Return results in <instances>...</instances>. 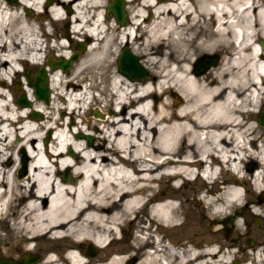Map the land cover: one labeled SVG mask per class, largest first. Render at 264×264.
Listing matches in <instances>:
<instances>
[{"label":"bare ground","instance_id":"6f19581e","mask_svg":"<svg viewBox=\"0 0 264 264\" xmlns=\"http://www.w3.org/2000/svg\"><path fill=\"white\" fill-rule=\"evenodd\" d=\"M12 1L16 8L0 0V222L25 243L23 254L43 240L44 257L33 264H230L235 253L222 249L233 243H194L185 232L179 239L171 234L184 224L178 189L199 178L196 169L211 187L199 186L194 200L218 218L241 217L233 205L243 203L246 191L264 193V136L256 125V109L264 106V50L254 41L264 40V0H123L126 26L106 15L107 0ZM42 12L50 23L38 19ZM65 20L71 27L63 38L90 41L68 74L42 59L49 47L67 58L66 40L57 36L48 46L50 27ZM119 46L137 57L145 79L114 70ZM213 55L214 64L194 71ZM25 63L44 68L47 103L34 98L26 80L30 106L16 103L7 83ZM91 104L98 106L94 133H86ZM32 111L44 118L34 119ZM42 131H49V144L39 145ZM79 134L93 141L75 139ZM19 149L29 160L15 178ZM219 161L229 170L217 172ZM244 162L254 168L244 169ZM65 169L67 180L60 175ZM161 183L169 193L160 196ZM249 205L254 214L264 213V201ZM129 226L135 232H124ZM235 232L247 234L239 222ZM55 241L65 243L63 255L50 248ZM113 242L117 247L108 250ZM87 243L106 256L86 255ZM260 244L247 264H264Z\"/></svg>","mask_w":264,"mask_h":264},{"label":"rangeland","instance_id":"374dc122","mask_svg":"<svg viewBox=\"0 0 264 264\" xmlns=\"http://www.w3.org/2000/svg\"><path fill=\"white\" fill-rule=\"evenodd\" d=\"M109 0H107L108 2ZM13 7H17L16 4L12 3L11 4ZM107 5V3H106ZM19 14H22L23 16L27 14V12L29 13V16L34 17V13L31 12L30 10H20L19 8L17 9ZM125 12V11H124ZM130 9H128L127 13L129 14ZM126 13V12H125ZM38 19L41 21H44L45 23H50L51 22V18L49 17L48 12H42L40 13V16H38ZM71 27V23L67 20L62 21L60 23H54L51 27L50 30L52 32V37L50 39V42L48 43V46H52L54 43L52 41L56 40L57 36L61 37V41L66 40L67 44H69L68 49L66 51H68V56L67 58H69L74 52V45L76 41H81V42H86L87 45L88 43H90V41H87L86 38L83 37H78V36H74L72 35L71 38H63L65 36V34L67 33L68 29H70ZM41 33V31H39V34ZM44 40V38L42 39ZM48 42V39H47ZM121 49V46L116 48V53L114 55V59H115V69L114 70H118L117 69V65H116V57L117 54L119 52V50ZM84 51V50H83ZM81 52L80 56L81 58L84 56L85 52ZM58 54V52L50 50V47L47 48L46 53L43 54V61L46 63L47 58L49 57L50 60H54L57 59L58 57L56 56ZM79 56V57H80ZM50 57H53L52 59ZM66 58V59H67ZM139 61V60H138ZM74 62V61H73ZM72 62V63H73ZM30 64H23L21 65L22 67V71L24 73L26 68H29ZM70 69V68H69ZM68 69V70H69ZM37 68L35 67H30L29 68V76L32 77L34 75V73L36 72ZM66 70V74L70 73V71ZM23 73H19L16 74L12 77V81H8V88H11L13 94L17 97L21 92L24 93L23 87H24V83L25 82V77L23 76ZM16 81H19L21 84L19 86L18 90H15V84ZM90 84V82H85L83 85L84 86H88ZM91 87H93V85H91ZM90 91L92 92L91 94L95 95L97 89L91 88ZM98 93V92H97ZM25 94V93H24ZM49 95H51V91L49 90ZM173 98H176L175 96ZM97 105H90V108L87 109L84 112V117L87 119V124H90V127L86 126V133H94V129H92V125L95 123V118H93L92 116V112L93 111H97ZM106 109H103V112L105 114H107L109 112V107H105ZM112 108V107H111ZM264 108V106L261 107L260 111ZM40 118H38L37 120L41 121L44 116L42 114H39ZM55 117H61L65 120V122H69V117H66L63 114H58L56 113ZM73 120L75 122L79 121V118L75 117L73 118ZM256 125L258 127V134L259 135H263L264 136V129L257 123L256 120ZM48 131H42L39 132V136L42 137L39 141V145L41 144H45L44 143V139H46V144H49V139ZM75 139L79 138L77 137V135H74ZM90 136V135H89ZM93 141V140H92ZM259 144H262L261 142ZM260 146V145H259ZM19 152V153H18ZM18 157H21V151L19 149V151L17 150L16 152H14L13 154V158L17 159ZM248 163H243L242 167H244L245 169V165ZM9 167V166H8ZM254 168V167H253ZM228 172H223V178L226 179V177ZM243 183L245 184V186H249L250 181L249 179H243L242 180ZM202 185V186H201ZM201 186L204 188H210L211 185H206V184H202V180L197 178V180H195L192 183H187V184H182L180 186V188L178 189V194H180L181 198H182V205L180 206V222H183V227H181L180 229H175L172 234L171 237L173 239H179L182 237V234L185 232L187 233V235L189 237H191V241L194 243H200V241H202L203 239H205L206 241H211V240H218V241H223L225 243H233V246L230 248H223L222 249V253H228V252H234L235 253V258L231 259V263L236 262V264H247L245 257L249 255V253L251 252V249H256L258 247H256L258 245L259 242H261L260 246L264 247V239L262 237V235H260L261 232V226H264V213L263 214H254V208L253 206L249 205L251 202H259V204H261L264 201V193L263 194H253L251 192H245V200H243V203L241 204V206H236L235 211L239 212L241 217H233L232 215H226L224 217L219 216H213V214L211 213L210 208L201 203L198 204L196 202V200H194V196L196 195V189ZM163 193H169V190L164 187V184L161 183V185L158 187V195H162ZM185 196V197H184ZM261 196V197H260ZM196 197V196H195ZM186 198V199H185ZM178 203V202H177ZM248 203V204H247ZM258 219V224H254L253 221ZM196 222V223H194ZM239 222L240 225H242V231L245 233H247L246 235L242 236V237H238L236 232H235V224ZM194 225V228H192ZM247 227V229H246ZM132 230L133 232H135V230L132 228L130 229V226L124 229V232L126 233H130L129 231ZM263 231V230H262ZM121 236V233L119 234ZM0 237H3L4 240H2L0 242V253H1V257H7L9 259H17L19 258L21 255L23 254V248L25 246V243L22 241H15L13 238L10 237V231L7 227L6 224L0 222ZM250 240L251 244L248 245L246 240ZM88 244V243H87ZM118 245L117 242H113L111 243V245L109 246L108 250H112L114 248H116ZM31 246L34 247V251H31L30 254H38L39 256V261L41 260V258L44 257V246H48L47 243H44L43 240H36L31 242ZM86 244L83 246V248H85ZM65 247V243L61 242V241H55L53 243L50 244V248L55 252V253H59L61 255H63L65 252L64 250ZM96 250H98V247H95ZM263 249V248H262ZM84 250V249H83ZM96 253V252H95ZM107 252L106 251H99L98 253H96L98 256V254H100L102 256H104ZM95 256V257H96ZM106 256V255H105ZM108 256V255H107ZM136 260V259H135ZM134 260V261H135Z\"/></svg>","mask_w":264,"mask_h":264},{"label":"water","instance_id":"95a60500","mask_svg":"<svg viewBox=\"0 0 264 264\" xmlns=\"http://www.w3.org/2000/svg\"><path fill=\"white\" fill-rule=\"evenodd\" d=\"M9 3H15L12 0H7ZM48 3V2H47ZM123 0H109L106 5V15H111L114 17L116 23L118 25H125L127 22V16L126 13L123 10ZM86 42L76 41L74 45L75 52L67 59H63L61 57L50 60L49 57L47 58L46 64L50 70L55 69L56 67L60 68L61 71H66L70 68L73 61H76L80 53L84 50ZM216 55L207 57L205 56L202 62L201 67H197L196 65L198 63H195V72H200L203 69H205L208 65H212L216 61ZM116 65L117 69L120 73L125 75L126 77L134 80H142L146 78V72L145 70L138 64L137 57L130 53L125 47H122L119 50V53L116 57ZM29 70L28 68L25 69L23 76L25 77L28 85L32 89V95L34 98L41 100L43 103H47L49 99V89L47 86V78L43 67H38L36 72L32 77L28 74ZM20 86V82L16 81L15 84V90H18ZM16 103L20 106H30V102L26 99L23 92H21L16 97ZM31 117L34 119L40 118V115L37 112L32 111L30 113ZM96 115V114H95ZM258 124L262 127H264V108L261 111L259 117H258ZM77 137H82L86 141V143H90L92 138L89 135H77ZM44 143L46 139L43 140ZM21 157L22 162L20 164V167L17 171V176L20 177L24 174V167L26 165V162L24 161V154L21 151ZM253 167L252 164H246L245 169L250 170ZM60 175L63 180L69 179L68 170L65 169L62 172H60ZM254 224H258V219L253 221ZM247 244L250 245V240H246ZM96 252V249L91 244H86L84 248V253L86 255H93ZM39 256L38 254H30L26 253L24 255H21L18 260H11L9 258H1L0 257V264H33L38 260ZM235 264V262L233 263Z\"/></svg>","mask_w":264,"mask_h":264},{"label":"flooded vegetation","instance_id":"af4514ba","mask_svg":"<svg viewBox=\"0 0 264 264\" xmlns=\"http://www.w3.org/2000/svg\"><path fill=\"white\" fill-rule=\"evenodd\" d=\"M111 17V19L112 20H114L115 21V19H114V17L113 16H110ZM115 23H116V21H115ZM117 24V23H116ZM119 26H121V25H119ZM126 26V25H125ZM254 41H255V45H258V48H260L261 50H264V40H261L258 36H256L255 38H254ZM260 109H261V107H257V109H256V111H257V113H258V115H257V123H258V117H259V115H260V113H261V111L263 110H261L260 111ZM262 127V126H261ZM263 129H264V127H262ZM9 160H12L11 158H9ZM16 160V168H15V171H14V176H15V178H17V171H18V169H19V167H20V164H21V162H22V157H18L17 159H15ZM28 158H24V161L26 162V163H28ZM6 165H8L9 167L11 166L10 165V163H7ZM261 197V196H260ZM1 258H5V257H1ZM7 258V257H6ZM14 260H18V258L17 259H14Z\"/></svg>","mask_w":264,"mask_h":264}]
</instances>
